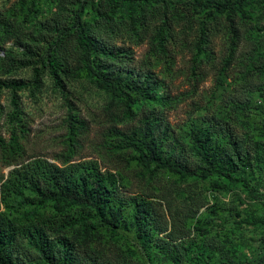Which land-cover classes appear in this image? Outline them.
<instances>
[{
	"label": "rangeland",
	"instance_id": "rangeland-1",
	"mask_svg": "<svg viewBox=\"0 0 264 264\" xmlns=\"http://www.w3.org/2000/svg\"><path fill=\"white\" fill-rule=\"evenodd\" d=\"M137 2L133 23L121 0H0V81L24 84L0 92V134L9 136L16 95L26 126L23 159H95L121 178L116 202L126 219L116 233L90 207L75 205L59 214L81 216L91 229L75 223L48 231V252L70 264H264V0L218 8L202 0ZM78 20L117 55L81 47ZM54 52L60 84L44 66ZM109 74L115 86L136 80L152 95L142 98L124 85L120 93L107 91L100 82ZM126 92L135 98L131 113ZM71 113L83 120L74 144ZM148 116L158 120L152 138L164 159L196 174L156 171L134 159L136 151L109 145L121 140L116 129L141 131ZM199 130L212 167L199 155ZM12 167L0 150V179ZM135 198L152 208L145 230L133 222ZM12 259L50 258L20 236Z\"/></svg>",
	"mask_w": 264,
	"mask_h": 264
},
{
	"label": "trees",
	"instance_id": "trees-1",
	"mask_svg": "<svg viewBox=\"0 0 264 264\" xmlns=\"http://www.w3.org/2000/svg\"><path fill=\"white\" fill-rule=\"evenodd\" d=\"M138 0H121L126 7V12L133 23L137 19L134 16V5ZM211 7L218 8L225 6L230 0H202ZM108 20L111 18L107 15ZM89 24L77 21L76 41L88 51H95L101 57H114L117 52L110 50L105 45L98 44L94 38L88 35ZM88 31V33H86ZM62 36H60L61 38ZM60 38L56 45H61ZM60 40V41H59ZM56 50V49H55ZM54 50V51H55ZM60 59L56 52L50 53L44 60V66L49 67L55 80L60 84L57 71ZM107 80L100 82L107 91L120 93V87H127L131 92L140 94L147 98L148 93L144 84H138L136 80L115 86L110 74ZM23 83L11 81L5 83L0 81V92L3 87L11 88L13 91L22 87ZM124 102L128 104L129 113L132 112V105L135 98L126 92ZM13 110L8 114L11 129L9 136L0 134V150L3 161L12 165L6 176L0 179V264H17L12 259L13 249L20 236H28L34 243H39L45 255L50 258L47 264H70L69 258H51L48 252L46 238L48 231L60 232L75 223H82L86 230L91 229L87 219L81 216L60 215L66 213L65 209L75 205L88 206L95 211V217H99L110 227L111 233L115 234L122 221L126 219L123 205L116 202V195L121 183L120 174L109 169H103L97 160L84 159L71 161L70 155H63V164H57L47 158L36 157L23 159L25 147L22 142V135L25 133V120L22 118V109L16 95L13 96ZM70 144H74L76 137L83 126V120L76 114H70ZM141 131L134 130L130 133L116 129L114 133L121 138L119 142L109 144L115 150L132 149L137 152L134 159L147 168L153 170L167 169L173 174L190 176L197 172L180 162L166 161L162 155L159 144L153 140L152 135L158 127L157 118L146 117ZM197 146L200 148V157L210 167L214 160L211 157L207 138L197 131L194 136ZM131 161L127 159V162ZM229 176L228 172H223ZM202 178L211 175V171L202 172ZM248 187V183L244 182ZM30 195H32V198ZM116 202V203H115ZM133 210V222L142 230L146 229L149 223V215L152 213L150 202L146 198H135ZM52 206L56 212L47 208ZM254 221H261L254 218Z\"/></svg>",
	"mask_w": 264,
	"mask_h": 264
}]
</instances>
